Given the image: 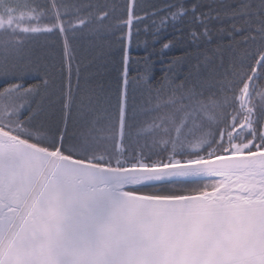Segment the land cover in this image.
<instances>
[{
    "label": "snow or ice",
    "instance_id": "snow-or-ice-1",
    "mask_svg": "<svg viewBox=\"0 0 264 264\" xmlns=\"http://www.w3.org/2000/svg\"><path fill=\"white\" fill-rule=\"evenodd\" d=\"M135 7L113 107L33 41L111 31L114 0H0V264H264V0ZM145 19L173 35L133 61Z\"/></svg>",
    "mask_w": 264,
    "mask_h": 264
},
{
    "label": "trees",
    "instance_id": "trees-1",
    "mask_svg": "<svg viewBox=\"0 0 264 264\" xmlns=\"http://www.w3.org/2000/svg\"><path fill=\"white\" fill-rule=\"evenodd\" d=\"M39 2L43 4L46 0H39ZM92 2L111 4L113 0H92ZM114 2L117 4L118 10L111 21L114 26L111 31H108L106 27H101L98 22H94L89 28L78 26L76 30L69 29L64 35L58 31L40 34L39 39L33 41L37 50L45 56L46 62L56 73L57 84H62L65 91L70 85L72 92L76 94L78 88L84 87L86 80L92 85L99 81L106 88H111L113 107L116 101V84L121 79L122 38L124 44L128 43V27L122 23V20L126 19L128 0H114ZM171 2L174 0H135L134 11L136 14L144 15L146 11L152 10V6L164 7ZM146 28L148 31L145 30ZM153 31L151 20L133 21L132 38L129 46L133 61L142 59L146 54V48L150 50L154 46L159 49L161 42L170 39L173 35V29L169 27L160 33L158 40L154 41ZM65 39L68 41L67 56L65 55ZM182 53V48H175L170 55H181ZM153 59L155 60V71L159 73L163 65L157 57ZM249 63H252L250 58L245 61V67ZM138 67L140 66L131 64L132 75H136ZM261 82L264 83V81ZM55 107L59 111V103ZM71 128L70 123V132Z\"/></svg>",
    "mask_w": 264,
    "mask_h": 264
}]
</instances>
